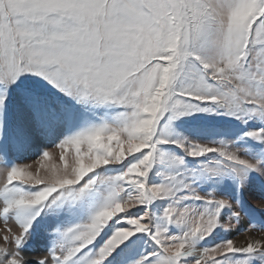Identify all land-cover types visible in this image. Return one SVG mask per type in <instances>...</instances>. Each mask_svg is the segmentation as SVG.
<instances>
[{
	"label": "snow or ice",
	"instance_id": "6c2138e0",
	"mask_svg": "<svg viewBox=\"0 0 264 264\" xmlns=\"http://www.w3.org/2000/svg\"><path fill=\"white\" fill-rule=\"evenodd\" d=\"M0 264H264V0H0Z\"/></svg>",
	"mask_w": 264,
	"mask_h": 264
},
{
	"label": "rangeland",
	"instance_id": "374dc122",
	"mask_svg": "<svg viewBox=\"0 0 264 264\" xmlns=\"http://www.w3.org/2000/svg\"><path fill=\"white\" fill-rule=\"evenodd\" d=\"M177 127L190 139H194L200 142H205L209 139H221V138L231 140L235 138L237 135H239L242 131L241 125L237 122L232 121L231 118L227 116L197 118L195 120L188 119L186 121H178ZM28 158H32V155L30 153L18 157H14V159L17 161ZM189 162L195 165L199 161H194L191 160V158H189ZM213 188L216 189L218 195H223V196H230L233 191L232 184L227 180H225L223 183H218L215 181L211 183H205L200 187L199 191L203 193ZM248 197L249 200H254L256 199V194L254 192H250L248 194ZM42 226L43 223L37 226L36 233L27 249L29 252H36L35 249H39L40 251L43 250L45 241H44L43 232L41 230ZM241 230H243V226H240L238 229H235L228 233H225L223 231H218V233L214 237V242L224 238H234L235 236L240 234ZM240 237L245 238L244 236H240Z\"/></svg>",
	"mask_w": 264,
	"mask_h": 264
},
{
	"label": "bare ground",
	"instance_id": "6f19581e",
	"mask_svg": "<svg viewBox=\"0 0 264 264\" xmlns=\"http://www.w3.org/2000/svg\"><path fill=\"white\" fill-rule=\"evenodd\" d=\"M238 239V241L240 242V243H243L244 242V240H245V238H243V237H239V238H237ZM40 246V245H39ZM36 251H40L39 249H35Z\"/></svg>",
	"mask_w": 264,
	"mask_h": 264
}]
</instances>
